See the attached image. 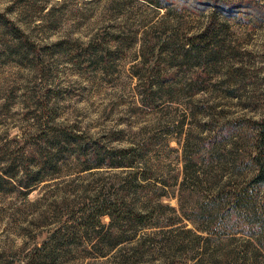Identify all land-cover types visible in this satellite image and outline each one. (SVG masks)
Segmentation results:
<instances>
[{
	"label": "rangeland",
	"instance_id": "1",
	"mask_svg": "<svg viewBox=\"0 0 264 264\" xmlns=\"http://www.w3.org/2000/svg\"><path fill=\"white\" fill-rule=\"evenodd\" d=\"M0 13V264H264V0Z\"/></svg>",
	"mask_w": 264,
	"mask_h": 264
},
{
	"label": "trees",
	"instance_id": "2",
	"mask_svg": "<svg viewBox=\"0 0 264 264\" xmlns=\"http://www.w3.org/2000/svg\"><path fill=\"white\" fill-rule=\"evenodd\" d=\"M0 17L5 16L0 13ZM15 31L18 32L21 36L25 37L22 31L18 27H14ZM213 32L214 30L211 29V24L206 27L201 33L198 35H194L190 37V39L187 42V45H189V48L191 47L192 49H187V51L191 50H196L198 54H202L205 58L207 57L208 53H211L213 49L215 48V43L211 42L210 37H213ZM217 46V45H216ZM260 130L259 134L257 136V143H256V150L257 153L255 155L256 159V164H257V173L254 175L252 178L250 184H257V183H264V118L263 120L259 123ZM258 195L255 193V190L249 191L247 187L245 189H240L233 191L231 194L232 196V201L230 202L232 206H234L235 210H243V207L246 206L247 199H254ZM103 205L108 206V207H103ZM99 209H96L95 213L98 214V216H102L107 214L109 212L108 210L110 208H113L114 205H106L104 203ZM94 213V212H93ZM117 212L116 214H118ZM127 213V218H133V219H139L143 220L145 217L141 213H137L134 211H126ZM112 216L114 215L113 213L111 214ZM119 217V215H116ZM98 223H100L99 220H97Z\"/></svg>",
	"mask_w": 264,
	"mask_h": 264
}]
</instances>
